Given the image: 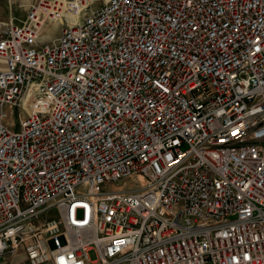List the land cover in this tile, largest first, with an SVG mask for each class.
Here are the masks:
<instances>
[{
    "label": "built area",
    "instance_id": "built-area-1",
    "mask_svg": "<svg viewBox=\"0 0 264 264\" xmlns=\"http://www.w3.org/2000/svg\"><path fill=\"white\" fill-rule=\"evenodd\" d=\"M8 2L0 259L264 264V0Z\"/></svg>",
    "mask_w": 264,
    "mask_h": 264
},
{
    "label": "rangeland",
    "instance_id": "rangeland-1",
    "mask_svg": "<svg viewBox=\"0 0 264 264\" xmlns=\"http://www.w3.org/2000/svg\"><path fill=\"white\" fill-rule=\"evenodd\" d=\"M58 29L59 26L56 25L48 24L47 26H45L41 33L42 34L41 42L42 43L53 42V40L57 38L60 34ZM90 257L92 259H95V253L91 252ZM20 263L25 264L24 262H22L21 256H14V257L8 256L6 259L5 258L0 259V264H20Z\"/></svg>",
    "mask_w": 264,
    "mask_h": 264
},
{
    "label": "crops",
    "instance_id": "crops-1",
    "mask_svg": "<svg viewBox=\"0 0 264 264\" xmlns=\"http://www.w3.org/2000/svg\"><path fill=\"white\" fill-rule=\"evenodd\" d=\"M20 15L21 12L16 7L14 6L10 7L8 0H0V26L9 24L14 19L15 16H20ZM5 67H6L5 61L0 59V70L5 69ZM22 262L25 263L23 258H22Z\"/></svg>",
    "mask_w": 264,
    "mask_h": 264
},
{
    "label": "bare ground",
    "instance_id": "bare-ground-1",
    "mask_svg": "<svg viewBox=\"0 0 264 264\" xmlns=\"http://www.w3.org/2000/svg\"><path fill=\"white\" fill-rule=\"evenodd\" d=\"M143 181V180H142Z\"/></svg>",
    "mask_w": 264,
    "mask_h": 264
}]
</instances>
